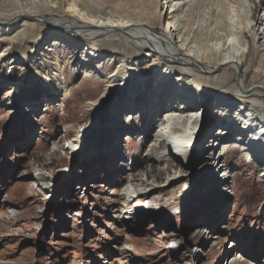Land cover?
Here are the masks:
<instances>
[{
	"label": "rangeland",
	"instance_id": "rangeland-1",
	"mask_svg": "<svg viewBox=\"0 0 264 264\" xmlns=\"http://www.w3.org/2000/svg\"><path fill=\"white\" fill-rule=\"evenodd\" d=\"M6 1L0 0V12L16 6L13 0ZM107 1L110 7L117 0ZM253 1L257 17L264 0ZM65 2L62 0L63 9ZM166 9L160 3L159 14L165 15ZM19 21L22 24L24 18ZM161 21L165 23V19ZM39 23L25 39L15 41L4 52L7 42L0 41V264H139L136 258L143 264H225L233 242L243 248L246 262H264V181L260 170L238 149L223 154L226 162L222 163H229L226 175H215L209 158L211 122L218 117L221 123L227 121L214 109L213 92L221 93L224 88L201 87L209 97L202 121V132L207 124L208 132L202 138L200 135L201 149L191 159L195 173L189 178L195 189L192 198L172 206L176 209L166 216L165 226L144 218L129 229L117 218L122 200L119 189H123L125 177L143 187L154 182L159 190L147 198L166 200L173 189L166 186L174 173L172 159L162 155V145L151 150L150 135L138 136L146 126L143 113L133 121L120 119L121 131L109 129L120 107L114 98L102 107L104 125L91 122L94 111L90 101L102 93L104 85L76 69L81 68L83 58L77 54L70 60L67 47L59 56L68 91L62 105L53 104L43 111L50 89L44 86L42 76H52L57 66L43 53L48 54L46 48L57 27L47 20ZM98 44L101 50L115 51L113 45ZM251 51L249 64L255 58L253 48ZM134 59L136 83L150 68ZM111 70L103 72L110 74ZM196 83L191 85L193 89H199ZM149 99L144 91L135 102L141 105ZM128 100H122L120 113ZM82 126L89 135L83 137L80 151L63 149L68 145L65 131L74 134ZM36 170L49 172L53 180L44 188L37 186ZM188 173L183 172L182 179L186 180ZM224 183H230V189L219 188L214 193L216 198L208 197V189ZM209 203L214 208L210 209ZM11 204L15 213L8 206ZM205 218L211 229L208 237L192 229ZM212 235L220 236L216 243L208 242Z\"/></svg>",
	"mask_w": 264,
	"mask_h": 264
},
{
	"label": "bare ground",
	"instance_id": "bare-ground-1",
	"mask_svg": "<svg viewBox=\"0 0 264 264\" xmlns=\"http://www.w3.org/2000/svg\"><path fill=\"white\" fill-rule=\"evenodd\" d=\"M160 3L167 7L165 15L159 14ZM13 4L16 5L13 9L0 12V41L7 42L3 52L32 33L41 19L57 27L46 48L48 54L43 53L57 65L52 76H42L44 86L50 89L42 107L44 112L53 104L62 105L63 95L68 91L59 56L62 48L67 47L66 57L70 60L77 54L83 58L81 68L76 69L88 78L100 79L104 85L102 93L90 101L94 111L91 122L104 125L102 107L113 98L121 107L122 100L129 97L121 113L120 107L116 109L109 129L116 127L121 131L120 119L133 121L143 113L146 126L138 136L150 135L151 150L162 145V155L172 159L174 173L169 175L166 186L173 189L166 200L147 198L159 190L154 182L143 187L125 177L123 189H119L122 200L117 218L129 229L144 218L165 226L166 216L176 209L172 206L192 198L194 186L189 178L195 173L191 159L201 149L200 135L202 138L208 132V124L202 132V121L209 97L201 92V87L225 90L213 92L214 109L227 119L224 124L219 117L215 118L209 129L212 133L209 158L215 175H226L229 163H222L223 154L238 149L260 170L259 176L264 181V6L256 17L253 0H117L110 7L107 0H66L65 9L62 0H13ZM99 42L113 45L115 51L101 50ZM252 48L255 58L249 64ZM2 55L1 52L0 58ZM134 58L150 68L136 83ZM110 68V74L103 72ZM195 82L199 89L191 87ZM144 91L150 99L140 105L135 98ZM88 135L85 126L74 134L65 131L68 145L62 148L76 153L81 149L83 137ZM183 172L191 173L186 180L182 179ZM34 177L35 184L44 188L54 176L36 170ZM221 185L208 189V197L216 198L214 193L219 188L231 187L230 183ZM183 186L185 189H179ZM8 206L12 213L16 212L14 204ZM209 206L214 208L212 203ZM208 222L201 219L192 229L208 237L211 231ZM219 237L212 235L208 242L216 243ZM173 242H178L177 237ZM234 244L225 264H264L257 260L246 262L243 248ZM135 261L143 264L138 258Z\"/></svg>",
	"mask_w": 264,
	"mask_h": 264
},
{
	"label": "water",
	"instance_id": "water-1",
	"mask_svg": "<svg viewBox=\"0 0 264 264\" xmlns=\"http://www.w3.org/2000/svg\"><path fill=\"white\" fill-rule=\"evenodd\" d=\"M210 115H211V113H210V111H209V112H208V116H207L208 119H209ZM194 190H195V189H192V191H191V192H192V195H193Z\"/></svg>",
	"mask_w": 264,
	"mask_h": 264
}]
</instances>
